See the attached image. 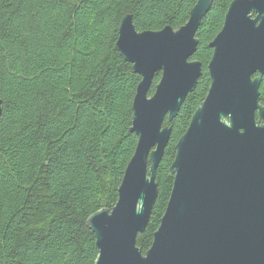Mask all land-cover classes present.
I'll use <instances>...</instances> for the list:
<instances>
[{
    "label": "trees",
    "instance_id": "16d2710c",
    "mask_svg": "<svg viewBox=\"0 0 264 264\" xmlns=\"http://www.w3.org/2000/svg\"><path fill=\"white\" fill-rule=\"evenodd\" d=\"M197 1L0 0V264L95 263L87 219L116 204L138 144L131 126L141 75L118 50L120 24L132 14L140 31L177 29ZM213 1L193 56L202 76L179 114L164 122L173 131L151 219L137 238L144 253L171 195L176 144L210 86L209 43L232 0Z\"/></svg>",
    "mask_w": 264,
    "mask_h": 264
},
{
    "label": "water",
    "instance_id": "95a60500",
    "mask_svg": "<svg viewBox=\"0 0 264 264\" xmlns=\"http://www.w3.org/2000/svg\"><path fill=\"white\" fill-rule=\"evenodd\" d=\"M213 6L198 0L177 29L140 31L132 14L122 19L118 50L141 75L131 126L138 144L116 204L87 219L94 264H264V0H232L209 43L210 86L176 144L165 213L150 248L144 253L137 243L159 195L157 171L173 131L164 122L179 114L202 76L193 56Z\"/></svg>",
    "mask_w": 264,
    "mask_h": 264
},
{
    "label": "flooded vegetation",
    "instance_id": "af4514ba",
    "mask_svg": "<svg viewBox=\"0 0 264 264\" xmlns=\"http://www.w3.org/2000/svg\"><path fill=\"white\" fill-rule=\"evenodd\" d=\"M258 74H255V76H257ZM263 82H264V78H263V80H262V85H263ZM262 85H261V88H262Z\"/></svg>",
    "mask_w": 264,
    "mask_h": 264
}]
</instances>
